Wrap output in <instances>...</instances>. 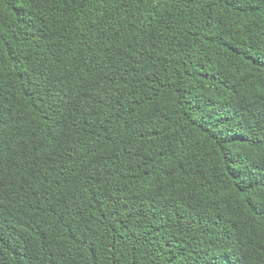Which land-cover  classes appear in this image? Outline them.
<instances>
[{
	"label": "trees",
	"instance_id": "obj_1",
	"mask_svg": "<svg viewBox=\"0 0 264 264\" xmlns=\"http://www.w3.org/2000/svg\"><path fill=\"white\" fill-rule=\"evenodd\" d=\"M0 264H264V0H0Z\"/></svg>",
	"mask_w": 264,
	"mask_h": 264
}]
</instances>
